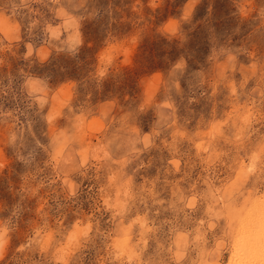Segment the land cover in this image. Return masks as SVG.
Returning <instances> with one entry per match:
<instances>
[{
	"label": "rangeland",
	"instance_id": "374dc122",
	"mask_svg": "<svg viewBox=\"0 0 264 264\" xmlns=\"http://www.w3.org/2000/svg\"><path fill=\"white\" fill-rule=\"evenodd\" d=\"M263 198L264 0H0V264H232Z\"/></svg>",
	"mask_w": 264,
	"mask_h": 264
},
{
	"label": "bare ground",
	"instance_id": "6f19581e",
	"mask_svg": "<svg viewBox=\"0 0 264 264\" xmlns=\"http://www.w3.org/2000/svg\"><path fill=\"white\" fill-rule=\"evenodd\" d=\"M261 201L246 226L243 224L232 264H264V200Z\"/></svg>",
	"mask_w": 264,
	"mask_h": 264
}]
</instances>
